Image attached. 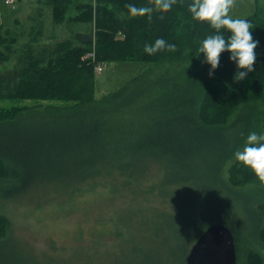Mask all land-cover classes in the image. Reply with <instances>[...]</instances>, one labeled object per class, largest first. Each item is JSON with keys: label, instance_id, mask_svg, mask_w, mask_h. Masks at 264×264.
I'll return each instance as SVG.
<instances>
[{"label": "trees", "instance_id": "obj_1", "mask_svg": "<svg viewBox=\"0 0 264 264\" xmlns=\"http://www.w3.org/2000/svg\"><path fill=\"white\" fill-rule=\"evenodd\" d=\"M48 1L55 26L67 24L72 30L68 24L72 20L93 23L95 29L56 43L48 51L51 59L46 65H41L44 58L25 47L29 53L20 60L30 67L0 76V99L60 102L0 111V201L15 204L27 199L40 204L51 197L70 201L67 196L103 189L111 199L126 197L124 210L133 218L117 225L115 237L124 236V229L144 226L156 236L151 240L154 252L144 253L141 264H187L196 240L218 223L234 234L238 264H245L234 227L218 215L219 191H226L229 183L219 171L250 132L264 130V7L260 0H255V13L246 18L253 39L259 41L257 58L254 70L241 81L234 79L238 68L228 51L221 54L218 68L209 76L211 65L198 49L215 29L193 18L188 8L193 0H175L166 12L155 8L156 0H91L81 5L76 0ZM129 3L153 7L152 18L131 15ZM73 10L81 14L71 19L68 12ZM1 19L0 12V63H4L16 52L20 33L5 30ZM221 31L225 38L231 34L226 28ZM158 37L175 48L146 53L145 45ZM122 61L144 64L141 73L163 63L190 67L170 70L173 73L151 82L148 93L141 85L139 95L152 96L148 109L132 105L135 94L111 108L108 102L121 93L98 100L96 67ZM234 125L239 126V140L226 130ZM237 172L246 183L259 176L244 163ZM145 192L157 200L149 210L142 203ZM137 196L141 205L129 211L127 206ZM207 213L213 218L199 224ZM146 214L156 216L150 228L147 220L144 225L138 222ZM258 214L261 219L246 249L256 256L264 250V212ZM13 238L19 241L22 259L31 264H70L52 248L42 255L30 250L2 213L0 264H15L19 254L14 252Z\"/></svg>", "mask_w": 264, "mask_h": 264}, {"label": "rangeland", "instance_id": "obj_2", "mask_svg": "<svg viewBox=\"0 0 264 264\" xmlns=\"http://www.w3.org/2000/svg\"><path fill=\"white\" fill-rule=\"evenodd\" d=\"M38 1L43 3L46 1L49 4L48 0ZM90 1L76 0L79 5ZM260 5L264 7V0H260ZM255 7V0H234L229 14L233 18H247L255 13ZM37 8V3L31 0H16L11 5H7L5 0H0L1 21L4 29L15 28L16 26L20 32L18 43L14 47L16 52L12 51L10 61L0 63V76L19 74L23 68L30 67L28 63H23L20 60V57H24L29 53L23 50L25 47L28 50L32 48L35 56L44 58L45 62L41 65H46L51 59L48 51L54 50L56 43L65 39L72 40L73 37L75 39L76 32L94 33L95 25L93 23L84 25L72 20L68 22L72 30L67 29L69 28L67 24H63L61 28L55 30L50 7L45 9V16L48 17V20L44 21V26H40L38 24ZM70 14H72V19L75 16L78 17L81 13L73 10L68 12V16ZM16 19H19V25H15ZM35 35L37 40L34 39ZM52 40L58 41L54 43ZM143 66L144 64L130 61L105 63L103 72L96 71L94 79L98 100L110 93L119 92L121 96L109 101L107 104L111 108H116L121 103L132 99L131 95L135 94L132 105L138 109H144L147 107L146 104L151 105L152 96H146L143 99V95H139V88L146 86L145 89L147 88L148 93L151 82L162 76L164 77L167 72L173 73L170 70L188 68L190 64L163 63L141 73ZM145 79L149 82H145ZM153 89H156V87H153ZM147 93L144 95H147ZM57 104H60V102L19 97L13 99L2 98L0 99V111ZM124 107L128 108L127 103ZM226 130L231 136L238 137V125L230 126ZM261 133H264V130ZM237 140H239V137ZM245 141L246 139L237 149L241 148L240 150H242ZM242 163L233 155L224 166L222 165L223 168L222 166L220 168L219 174L223 175V178L225 177V180H228L229 183L227 182L228 185L225 187L227 188L226 191L222 189L219 191L220 207L218 215L234 227L241 248L239 252L241 261L245 264H264L263 249L261 253H256L259 256L253 253L249 255L246 250L249 240L254 237L252 232L255 231L256 221L261 219L258 211L264 212V178L257 176L255 181L244 182L246 180L237 172V168ZM149 183H154L153 179H150ZM52 198L40 204L27 201V199H22V201L15 204L0 201V215L2 213L9 218L18 238L29 243L28 248L30 250L36 253L40 251L42 255L52 248L61 254L57 256L58 258L69 259L70 264L73 262L82 264H141L140 257L144 253L147 251L154 252L151 240L155 239L156 236L147 230L145 226L143 229L136 227L124 229V236L121 238L115 237L119 223H122L123 220L133 221L129 213L124 210L125 205L123 203L127 202L126 197L111 199L103 189H95L75 198L67 196L66 199L70 201H64L63 198L59 197L54 199L58 201H53ZM153 198L152 194H147V192L143 194L142 203L147 210L151 208V203L157 204V200ZM140 200V197L137 196L136 202L129 203L127 209L129 211L137 209V206L141 205ZM258 202L259 205H257ZM259 206L261 207L260 210H258ZM155 218V215L146 214L144 217H139L138 222H143L144 225L145 220H147V227L150 228V223ZM209 218L213 217L210 216V213H207L201 218L199 224L208 221ZM11 241L14 252L19 254L15 257V264H21L23 257L20 253L19 241L15 238ZM137 247L139 249L135 250ZM22 260L23 264H31L24 259Z\"/></svg>", "mask_w": 264, "mask_h": 264}, {"label": "clouds", "instance_id": "obj_3", "mask_svg": "<svg viewBox=\"0 0 264 264\" xmlns=\"http://www.w3.org/2000/svg\"><path fill=\"white\" fill-rule=\"evenodd\" d=\"M174 3L175 0H156L155 8L166 12ZM233 4L234 0H193L188 8L194 19L207 21L215 29V33L207 35L198 49L199 53H204V62L211 65L209 76H212L218 68L221 54L228 51L231 54L230 59L238 68L234 79L241 81L254 70L257 58L255 50L259 41L253 39L251 23L248 19L233 18L229 14ZM126 7L131 15L147 14L149 19L152 18L151 14L154 11L153 7H138L132 3L127 4ZM222 28H226L231 33L230 36L225 38ZM165 48L174 49L175 45L168 43L163 37H158L154 43L146 44L144 50L148 54H155ZM234 157L264 178V133L250 132L243 149H237Z\"/></svg>", "mask_w": 264, "mask_h": 264}, {"label": "water", "instance_id": "obj_4", "mask_svg": "<svg viewBox=\"0 0 264 264\" xmlns=\"http://www.w3.org/2000/svg\"><path fill=\"white\" fill-rule=\"evenodd\" d=\"M187 264H238L235 236L223 224L210 226L193 244Z\"/></svg>", "mask_w": 264, "mask_h": 264}, {"label": "crops", "instance_id": "obj_5", "mask_svg": "<svg viewBox=\"0 0 264 264\" xmlns=\"http://www.w3.org/2000/svg\"><path fill=\"white\" fill-rule=\"evenodd\" d=\"M32 2H36L37 3V5H38V8H37V16H38V24L40 25V26H44L43 25V23H44V21H47L48 20V17H46L45 16V9L46 8H48L46 5H45V3H43V2H41V1H38V0H31ZM255 9H256V7H255ZM51 10V9H50ZM44 12V13H43ZM43 13V14H42ZM51 15H52V10H51ZM17 17H19V16H17ZM51 19H52V22H53V18H52V16H51ZM16 21V23H15V25H19V19H16L15 20ZM54 23V22H53ZM61 26H63V25H59V26H55L54 25V27H55V30L56 29H59V28H61ZM9 29H16L17 30V27L15 26V28H9ZM33 30H34V27L32 28ZM68 30H69V28H67ZM7 30V29H6ZM19 32V31H18ZM20 33V32H19ZM35 38H36V40H37V37H36V35H35ZM54 43L55 42H57L58 40H52Z\"/></svg>", "mask_w": 264, "mask_h": 264}, {"label": "built area", "instance_id": "obj_6", "mask_svg": "<svg viewBox=\"0 0 264 264\" xmlns=\"http://www.w3.org/2000/svg\"><path fill=\"white\" fill-rule=\"evenodd\" d=\"M15 2V0H6V4L11 5ZM92 54H88V57H90ZM104 70V64L99 65L96 67V71L101 73Z\"/></svg>", "mask_w": 264, "mask_h": 264}]
</instances>
